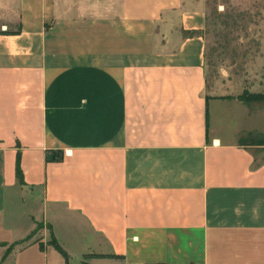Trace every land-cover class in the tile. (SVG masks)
<instances>
[{
    "label": "crops",
    "instance_id": "obj_1",
    "mask_svg": "<svg viewBox=\"0 0 264 264\" xmlns=\"http://www.w3.org/2000/svg\"><path fill=\"white\" fill-rule=\"evenodd\" d=\"M207 15L0 0V264H264V109L207 99Z\"/></svg>",
    "mask_w": 264,
    "mask_h": 264
},
{
    "label": "rangeland",
    "instance_id": "obj_2",
    "mask_svg": "<svg viewBox=\"0 0 264 264\" xmlns=\"http://www.w3.org/2000/svg\"><path fill=\"white\" fill-rule=\"evenodd\" d=\"M207 4L203 30L207 39V99L264 94V0H207ZM252 109L263 110L264 102ZM38 224L26 239L13 244L30 239L44 243L43 226Z\"/></svg>",
    "mask_w": 264,
    "mask_h": 264
},
{
    "label": "trees",
    "instance_id": "obj_3",
    "mask_svg": "<svg viewBox=\"0 0 264 264\" xmlns=\"http://www.w3.org/2000/svg\"><path fill=\"white\" fill-rule=\"evenodd\" d=\"M238 98H239V100L247 103L250 106H258V105H260V103L264 102V94H261V93L254 94V95H239ZM247 134L248 135L246 136L247 137L246 139H249L250 140L248 142H251L252 144H264V135H260L261 137L256 138L255 137V133H253V132H249ZM60 154H61V152H59V151L58 152H55V155L57 157L60 156ZM16 176H17V179L19 180V182L22 183L23 182V173H22L21 167L19 165V161H17ZM41 225H42V223H41ZM50 243L52 245H54L63 254V256L65 257V259L67 261L68 260V254H67V252L59 244V242L57 241V239L55 238V236H54L53 233H51ZM11 248H12V246H9L7 248V251H6L5 255H7L10 252V249ZM95 255L96 256H113V257H119V256H115V255H108V254H106V255H104V254H95Z\"/></svg>",
    "mask_w": 264,
    "mask_h": 264
}]
</instances>
